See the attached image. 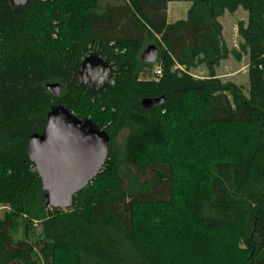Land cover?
Returning a JSON list of instances; mask_svg holds the SVG:
<instances>
[{"label": "trees", "instance_id": "obj_1", "mask_svg": "<svg viewBox=\"0 0 264 264\" xmlns=\"http://www.w3.org/2000/svg\"><path fill=\"white\" fill-rule=\"evenodd\" d=\"M116 1L0 0V264H264V0ZM174 2L191 7L169 24ZM240 9L230 51L219 19ZM150 44L153 64L141 61ZM92 52L114 72L98 93L78 79ZM230 54L249 57L247 86L217 76ZM156 66L159 79L141 78ZM60 105L110 137L66 210L47 205L30 159Z\"/></svg>", "mask_w": 264, "mask_h": 264}, {"label": "water", "instance_id": "obj_2", "mask_svg": "<svg viewBox=\"0 0 264 264\" xmlns=\"http://www.w3.org/2000/svg\"><path fill=\"white\" fill-rule=\"evenodd\" d=\"M18 6H26L30 0H12ZM49 2L50 0H41ZM159 49L148 46L141 61L153 64ZM114 78L110 63L98 53L84 56L78 73L79 83L98 93ZM56 98L62 93L59 83L47 85ZM165 97L145 98V109H156L164 104ZM110 154V137L90 118L73 114L65 106H55L48 114L43 134L31 138L30 159L35 165L46 193L47 205L60 210L74 206L75 196L88 187L102 172Z\"/></svg>", "mask_w": 264, "mask_h": 264}, {"label": "rangeland", "instance_id": "obj_3", "mask_svg": "<svg viewBox=\"0 0 264 264\" xmlns=\"http://www.w3.org/2000/svg\"><path fill=\"white\" fill-rule=\"evenodd\" d=\"M175 4L176 5H171V10H173L174 6L177 7V13H172V16H171L172 21H174V17L176 16V14L182 16L181 18L186 17V8L190 5V3L188 2H176ZM247 19H248V14L242 9H240L235 14L226 13L223 17L219 19V22L221 23L223 27V33H222L223 38L230 51L234 48L238 49L239 44L241 42V38L238 33V26L240 22L247 23ZM248 63H249L248 56H244V58L240 62H238L230 54L226 60H223L221 62V64L217 68L216 74L223 82L231 81L236 84L247 86L248 79L246 78V72L248 68L247 66ZM156 68H154V70ZM203 68L201 69V72L192 74L194 75V78L204 79L208 77L209 69L207 67H203ZM141 78H145V79L148 78L150 80H155L152 72L149 73L147 77L145 74L141 76ZM7 211H8L7 207L0 205V218H2L5 212Z\"/></svg>", "mask_w": 264, "mask_h": 264}, {"label": "crops", "instance_id": "obj_4", "mask_svg": "<svg viewBox=\"0 0 264 264\" xmlns=\"http://www.w3.org/2000/svg\"><path fill=\"white\" fill-rule=\"evenodd\" d=\"M109 2H110V4H118L119 2H121L122 3V1H116V0H109ZM176 2H174V3H169V5H168V23L169 24H171V23H175V22H177V21H179V20H183V19H186V17H187V13H188V10L190 9V7H191V4L186 8V17H183V18H181L182 16H180V15H178V14H176V16L174 17V21H172L171 20V16H172V13H177V7H175L174 6V8H173V10H171V5H176L175 4ZM238 12V11H237ZM151 45V44H150ZM149 45V46H150ZM152 45H154V44H152ZM247 66H249V63L247 64ZM203 67H206V66H200V67H198L197 69H195V70H193L192 71V73L191 74H196L197 72H201V69L203 68ZM218 68V67H217ZM217 68H216V73H217ZM204 69V68H203ZM203 72V71H202ZM153 73V72H152ZM194 76V75H193ZM247 76H248V68H247V72H246V78H247ZM248 79V78H247Z\"/></svg>", "mask_w": 264, "mask_h": 264}, {"label": "built area", "instance_id": "obj_5", "mask_svg": "<svg viewBox=\"0 0 264 264\" xmlns=\"http://www.w3.org/2000/svg\"><path fill=\"white\" fill-rule=\"evenodd\" d=\"M153 77L155 80L159 79L162 76V69L160 66H157V68L153 71Z\"/></svg>", "mask_w": 264, "mask_h": 264}]
</instances>
